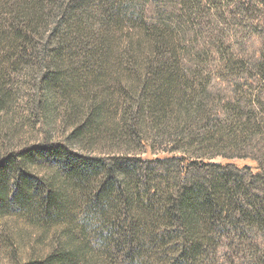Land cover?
<instances>
[{"label": "trees", "instance_id": "1", "mask_svg": "<svg viewBox=\"0 0 264 264\" xmlns=\"http://www.w3.org/2000/svg\"><path fill=\"white\" fill-rule=\"evenodd\" d=\"M27 87L62 138L0 151V221L53 232L19 264H264V0H0V141Z\"/></svg>", "mask_w": 264, "mask_h": 264}, {"label": "rangeland", "instance_id": "2", "mask_svg": "<svg viewBox=\"0 0 264 264\" xmlns=\"http://www.w3.org/2000/svg\"><path fill=\"white\" fill-rule=\"evenodd\" d=\"M27 90H29L28 95L22 96L16 105L19 113L17 118L22 127L17 133H10L9 140L0 141V151L2 147H15L20 143L43 140L46 137L62 138L61 128L58 125L60 118H55V123H47L43 117V109H40L36 103L31 105L28 101L31 95L37 97L36 93L29 87ZM52 235L53 232L45 234L22 219L12 216L4 218L0 221V264H19L39 256L44 249L47 250V243Z\"/></svg>", "mask_w": 264, "mask_h": 264}]
</instances>
